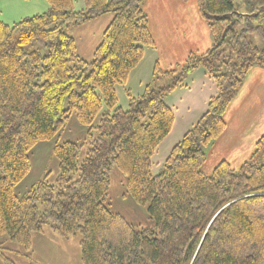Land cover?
I'll return each instance as SVG.
<instances>
[{
  "label": "trees",
  "instance_id": "trees-1",
  "mask_svg": "<svg viewBox=\"0 0 264 264\" xmlns=\"http://www.w3.org/2000/svg\"><path fill=\"white\" fill-rule=\"evenodd\" d=\"M146 1L83 0L76 10L75 0H47L44 14L0 20V264H17L5 237L22 248L18 256L30 257L32 236L45 231L79 235L82 264H264V135L239 169L222 161L204 172L230 105L250 71L264 68V50L249 39L264 42V0H250V13L235 0H195L212 47L170 70L156 64L152 83L124 109L118 89L155 48ZM108 14L113 19L87 62L66 29ZM199 69L217 93L154 175L153 157L175 122L166 100ZM73 117L90 129L85 158L75 143L56 144L55 184L45 177L18 196L31 152ZM115 170L153 225L136 227L106 204Z\"/></svg>",
  "mask_w": 264,
  "mask_h": 264
},
{
  "label": "crops",
  "instance_id": "crops-1",
  "mask_svg": "<svg viewBox=\"0 0 264 264\" xmlns=\"http://www.w3.org/2000/svg\"><path fill=\"white\" fill-rule=\"evenodd\" d=\"M144 11L155 41V48L147 49L144 55L151 58L152 70L156 64L164 70L173 69L183 64L191 53L203 54L212 47L211 32L195 0H147ZM131 81L132 74L127 86ZM139 85L142 87V82ZM216 93L213 80L204 70L199 69L189 76L183 87L167 98L166 103L174 112L175 122L171 133L155 153H162L164 160L159 164L166 161L173 147L201 119ZM225 119L226 131L208 153L204 166L207 174L222 161L239 169L251 157L257 141L264 135V68L256 67L250 71ZM57 237L54 233L45 231L33 235L32 244L35 239L41 238H46L50 243L62 244Z\"/></svg>",
  "mask_w": 264,
  "mask_h": 264
},
{
  "label": "rangeland",
  "instance_id": "rangeland-1",
  "mask_svg": "<svg viewBox=\"0 0 264 264\" xmlns=\"http://www.w3.org/2000/svg\"><path fill=\"white\" fill-rule=\"evenodd\" d=\"M249 1L235 0L237 9L243 13H250L252 10L248 5ZM75 7L76 10H82L84 8L83 0H75ZM49 8L50 5L47 0H0V20L11 25L34 15L44 14L48 12ZM112 19L113 15L108 14L91 23L71 26L66 29L67 34L76 40L78 52L82 59L87 62L93 60L94 50L100 44L103 33ZM249 39L258 48L264 50V42L258 35H251ZM35 49L36 47H29L27 50L31 52ZM144 57L139 67L132 73V81L129 86L126 85L125 88H119L117 91L119 106L124 109H127L131 98L138 97L143 93L142 87L152 83L151 58L148 55ZM140 82H142V87L139 85ZM98 124L99 118L94 121L92 126H97ZM89 132L90 129L88 127L80 125L73 117L66 127L61 130L58 137L51 141L39 143L31 152V171L16 187V194L18 196L25 195L45 177L48 178L50 184H55L60 170L59 162L52 152L53 148L56 144L75 143L81 147L80 161H82L85 158L89 147L88 144L91 140ZM163 160L161 152L158 155H154L152 160V173L154 175H157L165 164V162L159 164ZM154 162L158 165H155ZM75 179L76 176L74 177ZM106 204L113 212L122 215L130 224L136 227L153 225L146 207L136 204L127 193L125 177L119 171L115 170L111 175V187ZM57 238L63 243H50L46 238L35 239L33 254L30 257L18 256L16 252H21L22 248L19 244L11 242L8 237H5L3 241L5 248L8 250V256L17 264H82L81 237L75 235L68 239H63L60 236Z\"/></svg>",
  "mask_w": 264,
  "mask_h": 264
}]
</instances>
